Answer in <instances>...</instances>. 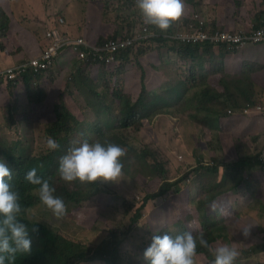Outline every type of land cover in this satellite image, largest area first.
<instances>
[{
    "label": "rangeland",
    "instance_id": "rangeland-1",
    "mask_svg": "<svg viewBox=\"0 0 264 264\" xmlns=\"http://www.w3.org/2000/svg\"><path fill=\"white\" fill-rule=\"evenodd\" d=\"M196 1L190 4L187 0H183V8L186 9L184 15L198 11L211 25L215 19V5L218 11L224 4L230 6L234 2L233 0H203L202 2L197 1L198 7H195ZM121 3H123L121 0H0V9L13 21L14 33V37L13 34L9 36L10 44H7L8 53H6L8 56L3 52L0 53V69L9 65L12 59L14 62L23 57L37 54L45 44L43 38L44 30L47 29L45 25L58 17L65 19L71 32L84 36L92 44L111 39L115 32L119 33L118 36L130 35L131 31H140L149 26L144 23L136 7L134 9L137 12L135 23L140 20L139 28L136 29L134 23L132 24L134 28L132 27L128 33L125 29L126 26H123L127 24L123 23V20L133 14L128 12L120 19H117L114 14V9ZM107 6L108 12L111 14L110 20L104 14ZM171 47L173 46L169 43L156 41L137 44L127 61H121L115 67L83 68L80 69L81 75L73 70L71 81H68V77L73 71L60 70L65 66L66 59L57 62L58 68L53 71L51 79L42 82L32 78L31 85L27 89L21 82L13 84L10 88L9 84L0 81V145L5 142L6 138H10L12 142L19 143L20 146H30L34 154L45 152L48 149L46 123L44 122L47 119L45 111L49 107H38V103L42 99L48 106L54 104L59 112L64 113V110H67L75 119L79 120V126L84 122L103 124L108 121V118L115 117L118 111L119 101L116 96L122 95L131 100H137L143 86L149 96H153L155 93L164 94L169 89L176 87L182 78L186 79L192 71L201 74L199 68V65L202 64L201 61L184 62L170 50ZM260 47L264 48V44H261ZM140 49L144 51L139 53ZM248 51L246 49L242 52L243 54H228L216 49L213 56L216 58L217 64H222V60L227 56H236V62L242 61L252 69L264 71V63H260L258 58L254 59V62L245 60L251 58L245 55ZM259 58L264 60V54ZM225 63L230 64L229 62ZM77 64L78 57H74L72 65L76 66ZM11 67L9 66V68ZM221 68L224 73H227L223 64ZM209 70V67L204 66V73ZM36 88H40L42 91V96L39 99L33 94L28 95V90L34 91ZM61 89L64 92L62 98L59 99ZM256 103H264V100L258 98ZM102 107H109L106 115L98 113ZM177 109L178 105L174 103L169 111L175 112ZM28 116H30V120L26 121L25 118ZM238 116L239 114L235 113L225 119L223 123L226 128L220 132L222 148L228 155L231 150L235 149V144L245 147L243 137H262L263 125L260 116L249 117L251 120H257L252 122ZM173 117L172 114L162 113L144 119L141 122L140 130L136 133L132 128L122 130L115 127L111 130V135L114 136L122 137L126 134V139L132 148L141 150L148 146L156 154V158L163 163L164 174L152 177L150 172L138 171L134 174L133 179L125 175L119 182L99 181L102 194L96 199L92 198L80 204L74 210L73 215L56 217L46 206H37L29 211V218L47 224L54 231L75 241L98 243L104 233L107 234L110 230H115L117 239H123L122 264L126 263V255L130 254L131 257H135L138 251L150 244L151 224L160 228L183 227L176 214L173 213V206L168 201L170 196L150 203L148 208L142 211L140 219H135L134 208L131 207V205L137 206L146 194L157 190L164 179L175 180L187 172L190 166L195 165L193 157H199L195 153L198 144L205 153L210 150L200 137H193L192 124L188 125L190 131L186 127L183 129L184 116L175 115V118ZM71 123L74 124V121ZM249 123L256 124L257 127L247 130L246 125H251ZM105 132H107L106 129ZM90 133L93 135L91 131ZM77 135L80 137L79 134ZM228 138H230L233 147H229L226 143L230 142ZM184 146L188 148L189 153L183 152ZM260 146L261 142L256 147L260 148ZM180 156H183L182 160L179 159ZM188 178L190 181L187 183L193 187L194 177L188 176ZM106 184L108 185L106 186ZM126 188L129 193L125 196L123 193ZM191 192L193 195L192 188ZM174 204L179 207L178 215L184 220L187 210L183 202H180V199L176 197ZM191 207L192 205H190ZM253 208L256 206L253 205ZM190 213L192 218L191 210ZM193 221L195 220L193 219ZM260 221L264 227V219H260L259 216L254 219L245 218L243 224L251 225V230L253 223L259 224ZM91 225H95L98 229L93 234L86 230H90Z\"/></svg>",
    "mask_w": 264,
    "mask_h": 264
},
{
    "label": "trees",
    "instance_id": "trees-1",
    "mask_svg": "<svg viewBox=\"0 0 264 264\" xmlns=\"http://www.w3.org/2000/svg\"><path fill=\"white\" fill-rule=\"evenodd\" d=\"M121 3L116 9L114 14L117 19L125 16L126 13L133 15L126 17L123 23L127 25L125 29L129 31L132 29V24L135 23L137 12L136 0H121ZM195 0H187L190 4ZM202 2L203 0H197ZM196 1V6H197ZM233 4L228 6L231 22L248 23V28H257L264 25V0H233ZM217 6H215V13ZM111 19V14L108 12V6L104 13ZM132 18V20H131ZM140 20L135 23V28L138 29ZM12 19L0 9V53L8 56L7 44L10 40L7 37L11 32ZM214 27L218 28L217 19H214ZM175 26V20L172 22L167 30H160L153 25H149V31L155 30L159 33L171 32ZM134 28V27H133ZM223 29L230 30L231 28L224 26ZM135 30V29H133ZM119 33L115 32L112 38H116ZM158 43H169L171 51L179 56L184 62L194 60L201 61L199 65L200 73L192 71L191 74L173 87L166 91L164 94L155 93L153 96L146 94L145 86L137 100H131L122 95L116 96L119 101L118 111L113 118H108L106 123L90 124L88 122L82 123L79 126V120L75 119L67 110L63 112L57 111L55 105L48 106L43 99L38 103V107H49L45 111L47 119L44 123L45 132L47 137H52L57 140L60 147L56 150L47 149L45 152L34 154L33 150L28 145H19V143L12 142L10 138H6L5 142L0 145V158H3L12 170V181L14 189L18 192L20 203L22 205V212L20 219L25 222L30 228V236L32 237V248L28 254H17L13 264H87L92 262H100L102 264H122V242L123 239H117L115 230H110L107 234H103L98 243L75 241L61 233L52 230L46 224L38 221H32L27 217V209H31L41 201L38 196V186L28 183L25 179V173L31 168H36V174L49 181V184L55 188L54 195L59 196L65 203V213L72 214L74 210L82 203L92 198L96 199L102 194L101 185L99 181L96 183L65 181L58 172V163L61 156H63L70 148L77 146L84 140L89 142L94 140L108 141L120 145L125 154L122 157L123 169L122 176L133 179L134 174L138 171L150 172V176H157L165 173L163 163L156 158V154L152 152L148 146L138 150L132 148L126 139L127 135L122 137L111 135V130L118 127L122 130L132 128L134 133L140 130L142 120L150 118L157 114L172 113L176 116H184V127L189 128L188 125L194 129L193 137H200L202 142H206L210 148L208 153H205L198 144L195 153L199 157H195L200 163L202 160H214L215 165H202L189 173L187 176H180L175 180L164 179L162 184L152 193L146 194L137 206L131 205L134 208L135 219H140L142 211L148 208L150 203L158 199L170 198L168 201L173 206V213L179 219L183 227L160 228L151 224V237L157 233L169 232L175 235V232L181 233L190 231L194 236L203 233L208 241L209 247L197 246V252L194 257V264H212L214 260V242L216 240L213 234V228L218 224V216L215 214V208H222V204L230 194V189L239 191L243 187L245 178L249 176L250 182L246 187H253L254 192L251 195L257 194L264 195V181L259 184V179L256 172L260 168L259 154L248 155L245 159L240 160L238 163L219 162L217 150L222 146L220 140V132L225 130L226 126L223 123L225 119L231 117L228 115V109L240 110L248 102H256L260 98L264 100V88H259L254 78L252 77L251 67L245 66V69L240 74H233L235 72L228 71L224 64L223 68L227 73L222 70V64H217L213 53L215 49L209 44L203 45H183L174 43L163 37L156 40ZM102 45L103 43H98ZM144 50L140 49L139 53ZM86 54L89 53L85 49ZM223 52V51H222ZM125 53L123 57H126ZM73 58L65 60L64 71H77L79 75L82 74L80 69L99 67L92 61L83 62L78 58V64L72 65ZM13 62V59L11 60ZM223 61V60H222ZM95 64V65H94ZM212 65V66H211ZM93 66V67H92ZM204 66L209 67V71L204 73ZM115 67V66H114ZM249 67V68H247ZM57 65L54 64L50 68L51 73L56 70ZM73 72H70L68 81L73 79ZM98 73V71H97ZM34 78L32 71L18 74L15 79V84L22 81L23 86L27 89L31 85V80ZM1 82H3L1 80ZM13 83H9L11 88ZM34 87V85H33ZM63 90L59 99L62 98ZM35 95L38 99L42 96L40 88L28 90V95ZM97 94V93H96ZM178 105L175 112H170L169 108L173 104ZM55 108V109H54ZM109 107H102L98 113L106 115ZM26 121L30 120V116L25 118ZM74 121V124L71 123ZM21 122V121H20ZM105 129L107 132H105ZM182 129V131H183ZM30 130V127H29ZM90 131L93 133L91 135ZM190 131V128H189ZM188 131V133H189ZM79 134L80 137L77 135ZM180 135V134H179ZM172 137V136H169ZM184 153H189V150L184 146ZM184 155V154H183ZM185 156V155H184ZM151 158H153L151 160ZM188 158V157H186ZM188 176H193L195 179L196 187L198 189V203L202 208L203 217L200 221L201 229L198 228L196 222L194 223L193 217L191 218L190 205H192V192L191 186L187 183ZM108 184H106L107 186ZM129 193L128 189L124 191L126 196ZM178 197L186 207L187 214L184 220L178 215L179 207L174 204V198ZM257 207L260 204L255 202ZM264 208V203L262 204ZM188 218V220H186ZM230 218L224 219V224L229 225ZM90 233L98 230L95 225H91ZM151 242V238H150ZM146 248L138 251L135 257L130 254L126 255L125 264H148L144 258L143 252ZM264 251V248H263ZM253 251H250L251 254ZM261 264H264V252L262 253Z\"/></svg>",
    "mask_w": 264,
    "mask_h": 264
},
{
    "label": "clouds",
    "instance_id": "clouds-1",
    "mask_svg": "<svg viewBox=\"0 0 264 264\" xmlns=\"http://www.w3.org/2000/svg\"><path fill=\"white\" fill-rule=\"evenodd\" d=\"M136 7L138 8L145 24L153 25L156 28L163 31V30H167L172 24V22L175 20V26L173 30L171 32H162V33H159L156 30L154 32H150L149 28L147 27L148 35H145L143 30H140L135 32L131 31L130 35L126 34L122 36H117L116 38L108 39L106 41L117 38H126V39H131L133 41L136 35L140 36V40L136 41L134 46L128 48L125 51L120 52L117 58L119 60L118 62L111 65H106V64H98V65L104 67L119 65L121 61H125L126 59V57H123V55L125 53H128L130 55L131 52L136 48L137 44H146L151 41H156L161 37L168 39L174 43L182 44L176 38V33L180 31H185L186 26L192 22L191 18L194 13L201 14L200 12L197 11L184 15L186 9L183 8V0H136ZM12 26L10 29L11 30L10 34H13L14 37ZM45 26L47 28L46 30H44L43 33L45 44H43V46L41 47L40 53L33 57L32 56L23 57L14 62H10L9 65H6L5 67L1 68L0 81L2 80L3 82H5V84H9V83L15 84V80L7 81L4 77V71L8 69L9 66H13L25 60L42 58L45 51L51 45L52 40L51 38L48 37L49 32H52L54 30L59 31L63 38H67L70 41L69 44H65L64 46L61 47L56 57L60 53L70 50L72 48V43L77 42L79 38H82L87 43L92 44L84 36L71 32L63 17H58V19L46 24ZM210 26L212 27V29L226 30L223 29V27L220 25H218V28H213L214 24L213 25L210 24ZM263 27L264 25L257 28L226 30V31L232 32V31L243 30L248 32ZM10 34L7 35L8 38ZM95 44L99 45L98 43ZM261 44L264 43L248 45V46H253L254 48L251 50L253 51L257 49L255 48V46ZM196 45H203V44H196ZM213 48L215 50L217 49L221 52L223 51L228 54H243L242 52L246 50L245 48L240 52L234 53L222 47L213 46ZM129 55L127 56V58H129ZM57 62H59V58L56 59L55 64H57ZM60 70L64 71V67L60 68ZM49 74H50L49 79H51L52 73L50 70H49ZM34 78H36L37 81H42V82L49 80V79L43 80V77L41 76H34ZM22 81L23 80H20L19 82L22 83ZM248 103L255 104V102H248ZM229 110H233V114L231 115L228 114L229 116H233L235 113L244 116L241 114L242 108L240 110L228 109V111ZM252 116H257V115H252ZM173 118H175V115ZM261 120L264 123L262 117ZM175 123L178 124V122ZM176 130L179 132L178 127H176ZM46 144L49 150H56L60 147V144L57 142V140L52 137H49L47 139ZM263 145H264V127L262 131L261 146L259 149L255 150L256 153L259 154L260 172L257 173H259L260 175L261 174L264 175L263 162L261 159V151H262L261 149L263 148ZM219 150L222 151L223 148L221 147L220 149H218L217 154H219L218 152ZM124 154H125V150L116 143H112L108 141L102 142L100 140H94L89 142L88 140H84L81 143H79L77 146L70 148L63 156L60 157L58 163V172L60 177L68 182L76 181V180L80 182H88V183H96L97 181L119 182L122 178V169H123L122 157L124 156ZM180 157L179 159L182 160L183 156ZM193 158H194L193 164L194 163L196 164L190 166V169H188L187 172H184L183 175H181V177L187 176L190 173V171L193 172L200 164L212 166L211 162L214 161V160H202L200 163H198L197 162L198 160L195 157ZM224 161H225L224 158L220 156L219 162H224ZM36 171H37L36 168H31L25 173L24 176V179L28 183L38 186V196L41 202L31 209H34L37 206H46L48 209L52 211L53 215L56 217L62 215H68L65 213L66 206L62 198L54 195L55 188L49 184V181L47 179L38 176L36 174ZM11 181H12V170L8 167L5 160L3 158H0V264H13V262L17 257V254H21V253L28 254L32 248V237L30 236V228L25 222H23L22 219H20V214L22 212V205L20 203L19 194L14 189V186L11 183ZM186 181L189 182L190 179L188 178L186 179ZM194 186L198 191L196 187V183L194 184ZM198 199L199 196L197 197L196 202L198 201ZM197 205L200 211L202 212V216H203L202 208L199 206L198 202ZM31 209H27L26 211L28 218H29V211ZM29 219L32 221H37L31 218ZM199 224L201 225V223ZM250 227L251 225H242L239 227V229H241L242 234L245 237H247L250 232ZM198 244L199 246L202 247H209L208 241L203 233H200L197 236H194L193 233L190 231H184L181 233H177L175 235H172L169 232L157 233L151 237V242L144 250L143 256L148 261V264H194V257L197 252ZM213 255H214V260L212 261V264H234V261L239 255V251L235 247L224 244L216 247L214 249Z\"/></svg>",
    "mask_w": 264,
    "mask_h": 264
},
{
    "label": "crops",
    "instance_id": "crops-1",
    "mask_svg": "<svg viewBox=\"0 0 264 264\" xmlns=\"http://www.w3.org/2000/svg\"><path fill=\"white\" fill-rule=\"evenodd\" d=\"M216 6V5H215ZM229 8L228 5L224 4L223 7H220L218 12L214 13V18L217 19V22L220 26L224 27L227 26L229 28H233L230 30H239V29H248V23L250 21H246L245 23H237L231 22L230 17L228 16ZM254 47L248 46L246 49L249 50L247 54L248 57L245 59L246 61H253L254 59L258 58V61L264 63L259 57H263L264 48L260 47V45L255 46V50L251 51ZM251 51V52H250ZM40 53V51L33 55L36 56ZM32 56V57H33ZM236 56H227L223 59L222 64H224L225 68L230 72H235L234 74H240L243 69H245L246 63L242 61H237ZM225 62H229L230 64L227 65ZM249 68V67H247ZM252 77L254 78L256 84L259 88H264V71L258 69L251 68ZM247 119L249 122L257 121L251 120L248 116H241ZM261 123L264 127V123L261 120ZM247 124V123H246ZM251 124V123H249ZM247 130H251L252 127H257L256 124L246 125ZM262 127V131H263ZM220 135V134H219ZM221 140V137H220ZM230 141V138H228ZM243 142L245 143V147H239L235 144V149L230 152V155L226 153L225 150H219V158L222 156L227 163L235 162L238 163L240 160H243L248 155H254L256 153V147L259 142L262 143V137H243ZM229 147H233L232 142H226ZM222 144V140H221ZM221 154V155H220ZM212 166L215 165V161H212ZM257 172H260L259 170ZM257 177L259 179V184H263L264 175L257 173ZM250 178L247 176L245 178V182L243 183V187L239 191H233L230 189V194L228 195L225 202L222 204V208H215V214L218 216V224L215 228H213V234L216 237L214 242V249L218 246L227 244L229 246L235 247L239 251V255L234 261V264H261L262 260V253L264 248V227L261 225V221L259 224L253 223V226L249 232V235L245 237L242 234V230L239 229L240 226L244 225L243 220L245 218H256L259 216L260 219H264V208L261 204L264 203V195H258L257 193L251 195V192H254L255 189L253 187H248ZM193 190V200H192V207L191 211L193 212V218L198 225V228L201 229V225L199 221L202 217V212L200 211L197 205V197L198 191L196 190L195 186L192 187ZM264 194V190H263ZM257 202L260 205L256 208H253L254 203ZM230 218L229 225L226 226L224 224V219ZM250 251H253L251 254Z\"/></svg>",
    "mask_w": 264,
    "mask_h": 264
},
{
    "label": "built area",
    "instance_id": "built-area-1",
    "mask_svg": "<svg viewBox=\"0 0 264 264\" xmlns=\"http://www.w3.org/2000/svg\"><path fill=\"white\" fill-rule=\"evenodd\" d=\"M191 20L192 22L186 26L185 31L176 33V38L182 44L196 45L208 43L236 53L242 51L248 45L264 43V27L248 32L243 30L230 32L212 29L205 17L198 13H194ZM143 32L145 35H148L147 27L143 29ZM48 37L52 40L51 45L45 51L42 58L25 60L6 69L4 77L7 81L15 80L18 74L25 73L26 71H32L34 76H41L43 80L49 79V70L58 58L61 61L70 57H78L83 62L92 61L95 64L111 65L119 61L117 58L120 52L134 46L135 42L140 40V36L136 35L133 41L126 38H117L106 41L102 45H96L89 44L84 39L79 38L77 42L72 43L70 50L64 51L56 57L61 47L69 44L70 41L67 38H63L61 33L56 30L49 32ZM85 49L89 50L88 54L84 52ZM228 114H233V110H229ZM241 114L244 116L257 115L264 120V103H248L242 108ZM261 150L264 170V145Z\"/></svg>",
    "mask_w": 264,
    "mask_h": 264
}]
</instances>
